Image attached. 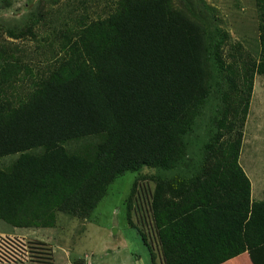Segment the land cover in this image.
<instances>
[{
    "label": "trees",
    "instance_id": "trees-1",
    "mask_svg": "<svg viewBox=\"0 0 264 264\" xmlns=\"http://www.w3.org/2000/svg\"><path fill=\"white\" fill-rule=\"evenodd\" d=\"M256 2L260 58L241 67L224 56L226 32L210 29L192 0H117L107 17L68 29L48 71L19 95L30 67L0 47V158L19 153L0 169V220L55 227L60 212L89 217L120 175L178 170L151 176L163 264H223L245 252L264 264V198H252L240 164L254 77L264 76ZM212 98L215 126L188 158L189 133ZM96 135L90 148L65 146Z\"/></svg>",
    "mask_w": 264,
    "mask_h": 264
},
{
    "label": "rangeland",
    "instance_id": "rangeland-1",
    "mask_svg": "<svg viewBox=\"0 0 264 264\" xmlns=\"http://www.w3.org/2000/svg\"><path fill=\"white\" fill-rule=\"evenodd\" d=\"M6 2L10 5L3 4ZM192 2L199 13H205L210 29L215 32V27H218L228 35L224 47L228 62L233 61L241 67L246 60L250 65L259 60L261 22L256 0ZM116 6L117 0H0V47H7L10 53L13 51L24 65L30 67L28 74L21 75L16 94L27 92L33 76L48 71L51 62L59 55L68 29L107 17ZM215 106L216 100L212 98L203 107L202 115L189 133L188 158L197 157L209 138V130L215 126ZM243 133L240 164L251 180L252 198L261 200L264 198V76L258 73L254 77ZM100 140L98 135L88 136L69 141L65 146L70 151H78L90 148ZM18 156L19 153L0 158V169L9 167ZM177 171L147 167L137 172L129 171L109 185L107 194L89 217L60 212L56 226L51 228H14L0 220V233L2 237H15L18 242L23 239L24 242L31 240L43 245L37 256L47 257L45 249H48V264H163L150 211L155 187L151 176L172 177ZM129 202L132 203L131 219L135 226L129 224ZM20 246L23 247V243ZM223 264L253 262L245 252Z\"/></svg>",
    "mask_w": 264,
    "mask_h": 264
},
{
    "label": "built area",
    "instance_id": "built-area-1",
    "mask_svg": "<svg viewBox=\"0 0 264 264\" xmlns=\"http://www.w3.org/2000/svg\"><path fill=\"white\" fill-rule=\"evenodd\" d=\"M18 242V239L15 237L3 236L0 233V263H14V262H26L29 264H48L49 253L48 249H45L47 252V257L43 258L38 257L40 254L39 251L43 250V245L38 243H33L30 241ZM6 242V243H3ZM20 243H23V247L20 246ZM35 245V247H31ZM12 249H11V248ZM18 252V253H17Z\"/></svg>",
    "mask_w": 264,
    "mask_h": 264
},
{
    "label": "crops",
    "instance_id": "crops-1",
    "mask_svg": "<svg viewBox=\"0 0 264 264\" xmlns=\"http://www.w3.org/2000/svg\"><path fill=\"white\" fill-rule=\"evenodd\" d=\"M14 228H16V227H14Z\"/></svg>",
    "mask_w": 264,
    "mask_h": 264
}]
</instances>
